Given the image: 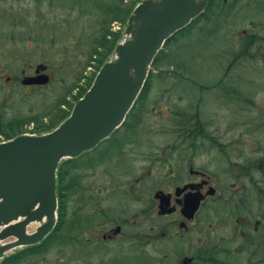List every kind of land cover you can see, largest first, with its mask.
Segmentation results:
<instances>
[{
    "label": "rangeland",
    "instance_id": "obj_1",
    "mask_svg": "<svg viewBox=\"0 0 264 264\" xmlns=\"http://www.w3.org/2000/svg\"><path fill=\"white\" fill-rule=\"evenodd\" d=\"M137 1L0 0V75H4L0 129L11 130V125L23 133H39L68 111L89 89L111 47L124 37L126 14ZM213 1L223 4L221 15L201 20L169 40L125 126L97 152L111 141H126L123 151L113 144L109 161L93 169L85 167L89 155L64 162L60 181L64 221L34 254V249L27 250L18 262L4 264H81L74 255L78 254L75 245L82 243L85 252L91 251L87 243L95 240L84 235L90 236L100 221L89 224L88 199L84 212H74L82 203L81 193L92 197L97 195L96 187H120L130 192L120 205L105 195L101 203L114 208L126 205L127 215H133L138 207L134 198L141 194L140 199L147 201L157 189L187 174L185 163L186 171L172 177L181 157L178 150L184 140L194 138L193 130L196 135L202 131L204 137L200 146L190 150L189 161L212 173L220 186L221 203L230 200L233 189L238 197V189L245 188L242 204L247 208L240 207L235 214L239 224H234V249L244 245L250 249L234 251V264H264V239L253 238L256 220L264 219V0ZM42 64L49 66L51 81L24 85L23 71L29 74ZM191 124L195 126L188 127ZM5 138L0 135V140ZM257 159L261 160L255 168L247 169ZM130 185H136L135 191ZM244 217L250 226L243 224ZM197 235L193 232L191 238ZM128 245L129 241L114 251L128 252ZM176 249L185 251V245L180 242Z\"/></svg>",
    "mask_w": 264,
    "mask_h": 264
},
{
    "label": "water",
    "instance_id": "obj_2",
    "mask_svg": "<svg viewBox=\"0 0 264 264\" xmlns=\"http://www.w3.org/2000/svg\"><path fill=\"white\" fill-rule=\"evenodd\" d=\"M207 0H143L129 18L126 36L114 57L105 62L71 115L43 134H21L0 143V256L14 245L36 243L55 223L56 173L64 157L95 147L120 126L147 81L151 65L166 41L201 15ZM131 36H130V35ZM40 66L37 72L45 70ZM47 74L28 77L24 84H47ZM202 197H187L186 213L193 214ZM47 222L28 234L31 221Z\"/></svg>",
    "mask_w": 264,
    "mask_h": 264
},
{
    "label": "flooded vegetation",
    "instance_id": "obj_3",
    "mask_svg": "<svg viewBox=\"0 0 264 264\" xmlns=\"http://www.w3.org/2000/svg\"><path fill=\"white\" fill-rule=\"evenodd\" d=\"M23 74L24 77L38 75L36 68L29 74L23 71ZM3 78L4 75H0V81ZM11 78V76L7 75L6 80L10 81ZM191 126L194 127L195 124H191L188 127ZM194 137L191 140H184L185 145L181 150H178L181 157L177 158L176 168L173 169L175 173H172V177L180 176L183 173L182 171H186L185 163H188L187 174H183L177 182L167 184L166 188L157 189L154 195L147 201L142 200L143 198L140 199L141 194L139 195V199L134 198L138 200V207L131 216L127 215L126 205L114 208L112 206L103 207L101 203V197L105 195L115 205H120L126 195L130 196V192H125L120 187L115 186L111 189L96 187L97 195L92 197H86L84 193H81L84 196L81 199L82 203L78 204L74 212H84L83 203L87 202L88 199L91 201V208L88 211L89 224H95L96 220L100 219L99 223L92 227L90 236L84 235L86 239L95 240V243L93 241H88L87 243V246H91L92 250L85 252L81 247V245L84 246L82 243L81 245H77V243V246L75 245L74 250L76 249V253L78 254L74 255L81 264H85V260L89 261L86 264H234V253L241 248L243 250L249 248L244 245L234 249V231L236 232L234 224H239V220L235 218V214L240 210V207L247 208L245 203L242 204V201L246 199L244 196L245 188H242L243 190L238 189L237 194L239 198L234 197L233 189V196L229 197L230 200L227 201L226 199L224 203H221L223 197L220 198V186L215 181L214 176L211 175L212 173L210 174L205 167H195L194 163L189 161L190 150L200 146L199 143H202L204 134L200 131L197 135L194 134ZM111 138L100 142L98 146L89 152L77 158L65 160L64 162L76 161L85 155H89L88 163L85 167L93 169L98 164L109 161L107 155L112 153L113 144L119 145V150L121 151H123V146L127 144L126 141L118 143L111 141L108 143L109 147L97 152ZM180 143L179 141L176 142V144ZM257 160L252 161L253 165H248L247 169L252 171L255 168V164L261 159ZM64 162L60 164L58 171V224L60 221H64L62 186L60 183L61 168ZM180 162H182L183 168H181ZM141 180V177L136 178V182L139 184V193H142ZM246 185L245 181L244 186ZM130 188L135 191L137 187L136 185L133 187L130 185ZM79 189L77 188V191ZM192 194H198L202 199L197 211L190 214L186 213L185 209L187 197ZM235 198H237V202ZM215 202L219 205H214ZM243 219V224L249 225L246 217ZM193 232H197L198 235L192 239L191 234ZM253 235L255 239H264V219L256 220ZM61 236L62 234L60 235V239L62 238ZM128 241V252L114 251L117 250L118 246L122 248ZM180 242L185 245V251H178L176 249V246ZM44 245L45 243H42L39 246L42 247ZM125 259L128 260L124 262Z\"/></svg>",
    "mask_w": 264,
    "mask_h": 264
},
{
    "label": "trees",
    "instance_id": "obj_4",
    "mask_svg": "<svg viewBox=\"0 0 264 264\" xmlns=\"http://www.w3.org/2000/svg\"><path fill=\"white\" fill-rule=\"evenodd\" d=\"M139 1V0H138ZM138 1L137 2H135L134 4H132V6L130 7V9H129V11H128V13L126 14V17H125V19H127L128 17H129V15H130V13L132 12V10H133V8L135 7V5L138 3ZM222 9H224V7H223V4L222 3H219V2H214L213 0H209V4H208V6H207V8H206V10H205V12L200 16V17H198L197 19H195L189 26H187V27H185L183 30H181V31H179L175 36H174V38L177 36V35H183L184 33H186L187 31H190V30H192L194 27H196V25H198V23H200L201 22V20H208V21H210L212 18H214V17H219L220 15H221V13H222ZM264 9V8H263ZM206 26H204L203 27V29L205 28ZM205 30V29H204ZM173 39V38H172ZM169 43V41L166 43V45H165V47L166 46H168V48H169V45H167ZM113 48H114V45L111 47V49H110V51H109V53H108V57L110 56V54L112 53V50H113ZM167 48V47H166ZM162 53H163V50L159 53V55L156 57V59H155V61H154V63H153V66L154 67H156L157 66V60L160 58V56H162ZM106 57V56H105ZM107 57V58H108ZM264 57V56H263ZM107 58H104L101 62H100V64H99V66L100 65H102V63L107 59ZM237 58H235V60H236ZM149 80V79H148ZM148 82V81H147ZM146 85H147V83H146ZM145 89H146V86L144 87V89H143V91H142V93H141V95H140V97H139V100H141L142 99V96H143V94H144V92H145ZM86 92V90L82 93V95L84 94ZM136 106V105H135ZM134 106V107H135ZM72 107H73V105H71L70 106V108H69V110L68 111H65L63 114H61L57 119H53L52 121H51V123L50 124H48V125H46V127H48L47 129H44V130H42V131H39V132H47V131H50V130H52V129H54L62 120H64L69 114H70V111H71V109H72ZM134 109V108H133ZM30 119H27L25 122H28ZM9 126V129H11V130H6V131H3L2 129L3 128H1L0 129V135H4V136H7V138L6 139H8V138H12L13 136H15V135H17V134H19V133H22L21 131H20V129L18 128V127H13V126H11V125H8ZM13 134V135H12ZM193 134H196L195 132H193ZM195 138V137H194ZM191 139H193V138H191ZM36 249V248H35ZM35 249L33 250V254H34V252H35ZM36 250H38V248L36 249ZM31 253V254H32ZM25 254H27V252L25 251V250H22V251H20L19 253H17L16 255H13V256H10V257H8L7 259H5L3 262H1L0 264H4L5 262H7V261H11V263H15V262H18L19 260H21L20 259V257H22L23 255H25ZM8 264H10V263H8Z\"/></svg>",
    "mask_w": 264,
    "mask_h": 264
},
{
    "label": "bare ground",
    "instance_id": "obj_5",
    "mask_svg": "<svg viewBox=\"0 0 264 264\" xmlns=\"http://www.w3.org/2000/svg\"><path fill=\"white\" fill-rule=\"evenodd\" d=\"M130 35V34H129ZM131 36V35H130ZM36 223H39V222H37V221H33V222H31L29 225H28V231H31V230H33L34 228H33V225L34 224H36ZM11 243H14V242H11Z\"/></svg>",
    "mask_w": 264,
    "mask_h": 264
}]
</instances>
